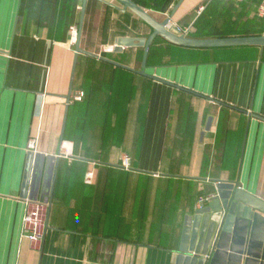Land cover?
Wrapping results in <instances>:
<instances>
[{
	"label": "crops",
	"instance_id": "obj_1",
	"mask_svg": "<svg viewBox=\"0 0 264 264\" xmlns=\"http://www.w3.org/2000/svg\"><path fill=\"white\" fill-rule=\"evenodd\" d=\"M256 1L148 11L238 36ZM113 5L87 0L80 47L118 65L71 43L83 0H0V264H173L187 217L218 181L264 200V48L159 41L152 78L140 74L143 47L115 51L152 29ZM26 200L48 204L40 245L25 237Z\"/></svg>",
	"mask_w": 264,
	"mask_h": 264
},
{
	"label": "water",
	"instance_id": "obj_2",
	"mask_svg": "<svg viewBox=\"0 0 264 264\" xmlns=\"http://www.w3.org/2000/svg\"><path fill=\"white\" fill-rule=\"evenodd\" d=\"M106 4L134 13L146 23L152 33L146 37H120L115 51L124 47H143V70L140 74L155 78L145 71L149 49L157 37L174 45L210 49L257 46L264 48V35L195 38L178 35L166 28L168 19H156L147 8L134 0H101ZM87 0H83L76 52L87 53L80 47ZM91 56L117 64L98 55ZM211 117L202 137L211 128ZM173 264H264V200L250 194L232 181H218L212 198L187 217L182 238L173 253Z\"/></svg>",
	"mask_w": 264,
	"mask_h": 264
},
{
	"label": "built area",
	"instance_id": "obj_3",
	"mask_svg": "<svg viewBox=\"0 0 264 264\" xmlns=\"http://www.w3.org/2000/svg\"><path fill=\"white\" fill-rule=\"evenodd\" d=\"M246 0H235L236 3H243ZM257 15L264 17V0H261L257 7ZM166 23V28L178 35L191 36L193 28L191 26H183L178 22L172 20L169 16ZM70 41L72 44L77 42L78 29L76 26H71L69 29ZM84 93L78 92L75 96V100H81ZM36 140H32L29 144V148L35 150ZM122 165L125 170L131 169L130 155L125 154L122 159ZM93 172L89 171L85 175L86 183H92ZM212 196H200L197 200L198 208H201L206 204ZM23 227L26 232L25 237L29 239L34 245H40L45 237V233L48 227V204L46 201H32L26 200V212L23 218Z\"/></svg>",
	"mask_w": 264,
	"mask_h": 264
},
{
	"label": "trees",
	"instance_id": "obj_4",
	"mask_svg": "<svg viewBox=\"0 0 264 264\" xmlns=\"http://www.w3.org/2000/svg\"><path fill=\"white\" fill-rule=\"evenodd\" d=\"M139 5L150 9L159 11L163 8L167 7L169 0H134ZM234 1L235 0H231ZM249 0H246L243 3L238 4H245ZM259 4L261 0H257ZM256 1V2H257ZM192 33L191 36L195 38H213V37H234L226 34L223 28H216L214 26L207 27L204 31H200L199 29H196L195 27H192ZM255 35H264V17H259L256 15V17L253 19L252 23L249 24L246 29L238 36H255ZM161 37H157L149 49L148 58L153 59L156 51V45L159 43V41H163L169 44V42L165 41L164 39L160 40ZM172 44V43H170ZM174 45V44H172Z\"/></svg>",
	"mask_w": 264,
	"mask_h": 264
}]
</instances>
